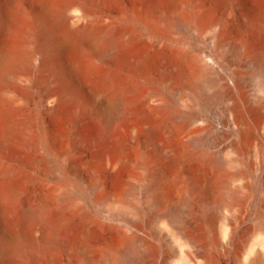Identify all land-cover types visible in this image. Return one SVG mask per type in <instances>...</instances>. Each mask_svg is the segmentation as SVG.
<instances>
[{
  "label": "bare ground",
  "instance_id": "bare-ground-1",
  "mask_svg": "<svg viewBox=\"0 0 264 264\" xmlns=\"http://www.w3.org/2000/svg\"><path fill=\"white\" fill-rule=\"evenodd\" d=\"M76 4L72 14L66 0H0V264H154L157 252L161 264H222L220 252L264 264V237L249 243L254 228L232 215L248 167L259 159L264 171V0ZM47 118L71 124L79 157L56 150ZM187 156L172 212L168 171ZM41 165L58 173L27 190ZM122 169L145 210L106 192ZM115 203L129 215L122 245L93 229L97 208ZM24 228L29 246L15 243Z\"/></svg>",
  "mask_w": 264,
  "mask_h": 264
},
{
  "label": "rangeland",
  "instance_id": "rangeland-1",
  "mask_svg": "<svg viewBox=\"0 0 264 264\" xmlns=\"http://www.w3.org/2000/svg\"><path fill=\"white\" fill-rule=\"evenodd\" d=\"M77 1L78 0H66L67 4L69 5L70 12L72 14L79 13V10H78L79 7L76 4ZM29 10H30V7H29ZM112 10L113 8L111 7L110 9L109 7L107 8L104 7V12L106 15H108L110 11ZM187 42L188 44H191V45H196V46H201V47L206 46L205 43H203L200 40L194 39V38L187 40ZM98 86L95 85V82L93 84H89L87 86V93L90 94V92L93 91ZM42 96H43V93L40 90L39 85H36V84L33 85L32 89L29 91L28 100L30 104L33 105L31 106L32 109L34 107V109L32 110L33 111L32 114L35 120L39 118L38 116H43L44 111H43V105H42ZM47 122H48V126L51 132L57 136L59 135L58 140L55 142L56 150L59 152L60 150H65L69 148L73 150L74 155H75L74 158L79 157L82 152H81L80 147L78 146L76 147L74 144L75 143L73 139L74 133H73V128L71 124L70 123H64V124L60 123L59 124L58 122H55L54 120L50 118H47ZM65 122H68V121H65ZM43 154H44L43 151L37 152V155L39 157H43L44 156ZM258 161L259 159L254 160V164L248 167L249 172L251 173L248 176V184H249L248 187H249V190L251 191L247 189L248 191H245L246 194H244L242 197L236 200L235 208H234V211L232 212V215L234 217L239 218L240 221H242L241 219L242 217L246 218L245 223L242 224V227H244L243 225L248 223L247 225H251L254 228L253 233L248 240L249 243H252V241L256 237H260V236L264 237V198H263L264 197V171L261 170L260 167L257 165ZM43 166L41 165V167L35 168L33 170L34 177L32 178V181L27 186V190H31L34 186H37L38 184H40L38 176H40L41 178L42 177L41 175H46L47 172H50V170L52 171L53 175H54V172L55 174L58 173L56 170V166H45V168H42ZM192 171H193V163H192L190 156H187V158H185V160L182 163L181 168L171 169L168 171L169 174H168V184L166 185V191L168 192V195H169L168 206L173 210L172 212L179 211V208H180V203L182 200L181 193H180V186L182 182L181 177L184 174H189L190 172L192 173ZM132 178H133L132 171L128 169H122L120 171L111 172L110 174H107L106 179H105L106 180V192L110 193L111 195L113 194L117 197H120L122 200V203L128 204V206L131 208H140L142 210H145L146 206L143 205L142 202L138 200L137 195H136L137 191L134 188V185L132 186V183H133ZM216 189H217L216 194L212 198L213 201L218 200L220 196L221 187L218 186ZM257 192L260 193V194L258 193V197H257L258 200L254 197ZM102 196H103V193L99 189H97L95 193L93 194V197L96 200L100 199ZM259 206L262 208H259ZM128 219H129V215L126 212H122L120 209V205L116 203L113 204L111 207L110 206H107V207L103 206L101 208L98 207L96 220L93 224V229L95 233L97 234L98 239H101V240L111 239L112 241H114V243L122 245V243H126V241L123 235L120 234V230H121L120 227L122 225L124 226ZM157 226L159 228L162 227V229H164L166 232H168L169 230H172L171 228L172 225L170 223V219L168 216L160 215L157 221ZM239 234H241V230H239ZM32 242H33V237H32L30 228H24V230L22 231V234L15 240L16 244L18 245L22 244L26 246L31 245ZM156 244H157V247H160L161 243L158 241L156 242ZM218 255L222 258V264H230L227 262L228 255L222 252H220ZM148 264H151V263H148ZM154 264H161V255L159 252H157L156 254Z\"/></svg>",
  "mask_w": 264,
  "mask_h": 264
}]
</instances>
